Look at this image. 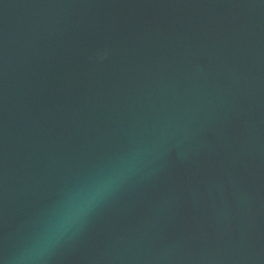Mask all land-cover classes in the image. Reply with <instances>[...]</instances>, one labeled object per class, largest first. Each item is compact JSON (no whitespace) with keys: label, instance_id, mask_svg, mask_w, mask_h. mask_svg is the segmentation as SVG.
<instances>
[{"label":"water","instance_id":"water-1","mask_svg":"<svg viewBox=\"0 0 264 264\" xmlns=\"http://www.w3.org/2000/svg\"><path fill=\"white\" fill-rule=\"evenodd\" d=\"M0 264H264V0H0Z\"/></svg>","mask_w":264,"mask_h":264},{"label":"clouds","instance_id":"clouds-1","mask_svg":"<svg viewBox=\"0 0 264 264\" xmlns=\"http://www.w3.org/2000/svg\"><path fill=\"white\" fill-rule=\"evenodd\" d=\"M135 163V158L125 160L111 174L100 176L92 186L70 195L62 211L52 221L48 232L36 241L27 258L41 259L48 249L80 222L91 208L106 198L120 184Z\"/></svg>","mask_w":264,"mask_h":264}]
</instances>
